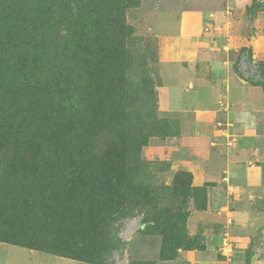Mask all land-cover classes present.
<instances>
[{
	"label": "rangeland",
	"instance_id": "obj_1",
	"mask_svg": "<svg viewBox=\"0 0 264 264\" xmlns=\"http://www.w3.org/2000/svg\"><path fill=\"white\" fill-rule=\"evenodd\" d=\"M59 1L67 0H0V134H7L5 140L0 137V214L4 207L17 209L20 202L28 214L32 204L34 210L40 203L67 205L73 189L62 180L79 163L103 179L95 199L102 204V215L111 219L115 205L119 213L112 236L121 249L109 264H192L207 249L208 237L219 231L220 216L211 206L217 184L211 168L183 145L182 116L159 108L168 62L164 36L156 33L158 17L165 12L198 13L214 26L228 27L235 36L254 42L258 53L249 48L253 62L246 59L243 66L251 77L260 69L264 80V0H255L256 6L254 0H130L126 23L132 35L122 41L120 37L118 43L112 35L104 46L122 50L116 58L125 64L117 91L118 114L107 92L90 79L84 84L70 59H62L73 38L64 29L67 13ZM168 20L161 27L170 28ZM239 54H232L236 63ZM90 60L86 51L84 71L89 76ZM254 86L264 101L263 86ZM86 100L93 107L82 142L76 138L74 109ZM258 112L257 144L264 150V107ZM13 113L17 124L8 133ZM12 143L16 149L8 152ZM20 151L37 164L13 169ZM46 175L54 182L48 195ZM115 183L118 202L109 199ZM18 218L0 216L8 229L3 233L0 228V264H95L88 262L81 245L63 248L60 254L25 247L21 242L34 235L28 221ZM261 246L254 243L248 258L264 257Z\"/></svg>",
	"mask_w": 264,
	"mask_h": 264
},
{
	"label": "crops",
	"instance_id": "obj_2",
	"mask_svg": "<svg viewBox=\"0 0 264 264\" xmlns=\"http://www.w3.org/2000/svg\"><path fill=\"white\" fill-rule=\"evenodd\" d=\"M158 18L156 33L164 36L168 62L159 108L182 116L183 145L211 168L217 184L211 206L220 216L219 231L192 264H264L257 254L248 258L254 243L264 245V150L257 144L264 101L232 58L245 48L257 55V46L198 13ZM165 18L170 28L161 27Z\"/></svg>",
	"mask_w": 264,
	"mask_h": 264
},
{
	"label": "trees",
	"instance_id": "obj_3",
	"mask_svg": "<svg viewBox=\"0 0 264 264\" xmlns=\"http://www.w3.org/2000/svg\"><path fill=\"white\" fill-rule=\"evenodd\" d=\"M254 3L256 6L257 2L255 0ZM59 5L62 11L67 13L64 29L73 38L70 52L68 55L62 54V59H66V61L70 59V66L75 70L77 76L83 79L84 84H87L86 80L90 79L89 83L95 81L97 86L107 92V98L112 102L115 113L118 114L119 109L117 106L121 104L117 91L125 77V64L124 61L116 58L122 54V50L113 49L108 51L104 50V46L109 44L112 35L118 38L113 39V43H118L120 37L122 41L132 35L133 29L126 23V10L131 6L130 0H67L65 3L59 1ZM68 15L71 17L72 23ZM148 45L150 43H146V47ZM66 47L64 46L62 49H66ZM86 51L91 59L89 62L91 76L84 71ZM246 59L250 63L253 62L252 52L249 48L241 50L235 67L236 72L243 80L253 85H261L264 88V80L257 79L260 75V69L259 72H253L252 77L244 69L243 62ZM241 67L242 71L240 70ZM92 101L93 99L90 98V103ZM92 107L93 105H88L86 100L79 103L74 109L76 138L78 141L83 142L86 140L83 130L84 126L88 124L89 111L91 112ZM16 124L17 116L13 113L9 119L8 133H10L9 129H13ZM99 136L104 137L101 133H99ZM0 137L5 140L7 134H0ZM105 139L111 140L107 136H105ZM14 149H16V144L12 143L8 152ZM17 154H19V157ZM17 154H15L16 158L13 165H11L14 168H6L17 170V168H26L29 164H37L32 155L22 151ZM47 176L49 175L45 177V186L46 190L49 191V187L54 182L51 183L53 176ZM62 181L70 190L73 189V193L70 194L71 201L67 205L48 206L40 203V208L34 210L32 204L31 212L28 214L24 211V202H20L17 209L4 207L0 216L19 217L21 223L28 221L34 237L26 239L29 241H22L21 244L31 250L60 254L65 252L61 251L63 248L68 249L81 245L83 251L89 254L88 262L109 264L110 258L121 249L118 243H114L112 236L115 229L114 217H117L119 213L115 205V209L111 208L108 215L112 218H106L102 215V204L100 201H95V199L99 200L96 196L100 194V189L105 185L101 175L90 171L86 166L82 167L78 163L69 171V176L63 178ZM111 189L113 194L109 199L118 202L120 198L116 195L117 184L111 185ZM96 190H98V194L95 193ZM48 191H46L47 195L50 193ZM28 199L32 200L33 197L29 195ZM0 221V228L4 227L3 233H6L8 229L5 221Z\"/></svg>",
	"mask_w": 264,
	"mask_h": 264
},
{
	"label": "built area",
	"instance_id": "obj_4",
	"mask_svg": "<svg viewBox=\"0 0 264 264\" xmlns=\"http://www.w3.org/2000/svg\"><path fill=\"white\" fill-rule=\"evenodd\" d=\"M244 69H245V66H244ZM245 70H247V69H245ZM260 74V73H259ZM257 79H260V75L258 76V78Z\"/></svg>",
	"mask_w": 264,
	"mask_h": 264
}]
</instances>
